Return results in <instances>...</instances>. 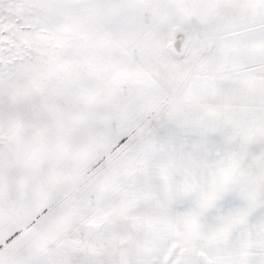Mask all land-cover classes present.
<instances>
[{
  "label": "snow or ice",
  "instance_id": "snow-or-ice-1",
  "mask_svg": "<svg viewBox=\"0 0 264 264\" xmlns=\"http://www.w3.org/2000/svg\"><path fill=\"white\" fill-rule=\"evenodd\" d=\"M0 264H264V0H0Z\"/></svg>",
  "mask_w": 264,
  "mask_h": 264
}]
</instances>
